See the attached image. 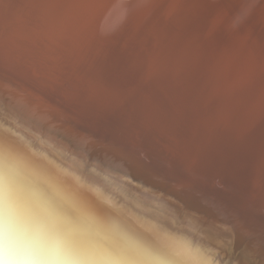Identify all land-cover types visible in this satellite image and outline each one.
Wrapping results in <instances>:
<instances>
[{"label":"bare ground","instance_id":"bare-ground-1","mask_svg":"<svg viewBox=\"0 0 264 264\" xmlns=\"http://www.w3.org/2000/svg\"><path fill=\"white\" fill-rule=\"evenodd\" d=\"M114 9L0 0V180L47 212L74 264H264V76L180 40L128 74L103 39ZM149 65L180 69L202 130Z\"/></svg>","mask_w":264,"mask_h":264},{"label":"rangeland","instance_id":"rangeland-1","mask_svg":"<svg viewBox=\"0 0 264 264\" xmlns=\"http://www.w3.org/2000/svg\"><path fill=\"white\" fill-rule=\"evenodd\" d=\"M255 1L256 0H244V1L243 0H114L115 9H114V11L112 10L113 12H111L107 22L104 25L105 35H104L103 39H104L105 43L108 42L109 44L112 45V47L114 48L115 53L117 55L120 54L121 62L128 69V74H133V73L137 72L138 69H140L141 67L146 66L154 58V56L159 52V50H161V48H163V47L167 48L175 40H178V41L180 40L183 42L184 41H186V42L190 41V43H192L193 45H195L197 47H202L203 49L206 47H210L209 45L212 46V44H209L210 41H212L213 43H216L215 44L216 48L218 50H221L220 52L222 54L227 55L228 53L229 54L232 53V55H234L236 53L235 55H237V56L240 55L238 57L240 60L242 59L241 60V61H243L242 64L243 65L248 64L247 66L245 65V68L247 67L248 70L247 71L244 70V72L245 71L248 72L250 69L255 67V68H253L254 70L252 69V73H254L255 75L264 76V43H263L264 38H262V37H264V22H262L264 20V17H262V15L264 14V12H263L264 10L260 9V7L261 8L264 7L263 6L264 4L262 5V3H264V0H261V1L258 0L259 3H257V2L255 3L258 5V7H257V5L253 6ZM259 4H260V6H259ZM252 7H255V9L259 8V10H255ZM180 8H181V10H180ZM181 11H182V13H181ZM258 12H261V14ZM163 13H165V14H163ZM262 18H263V20H262ZM132 25L134 27H132ZM221 26H223V27H221ZM222 29H223V31H222ZM132 30L134 32H132ZM127 34H129V36ZM212 36H214V37H212ZM217 36L219 37L220 41H219ZM212 38H214V39H212ZM245 40H247V41L245 42ZM259 40H260V43H258ZM234 41L238 42V43H235ZM241 42H243V43H241ZM138 43H139V46L137 45ZM227 43L232 48L229 47V45ZM122 47H123V50H122ZM134 47L138 51L139 50L140 51L136 52ZM144 47H145V49H144ZM226 47H228V48H226ZM124 48L126 51H124ZM139 48H141V49H139ZM142 49H143V51H141ZM227 49L230 51H228ZM241 49H243V50L240 52ZM246 49H248L250 51V53H252V54H248L249 51ZM237 50L240 53L237 52ZM258 50H259V54L256 53V52H258ZM122 52H126V53L129 52V53L127 55H125L126 53L124 54ZM134 53H139V54H135V56H132V55H134ZM137 55L140 58L138 57L137 62H136L135 57ZM147 55H148V57H147ZM122 56H123V58H122ZM142 56H143V58H142ZM144 56H145V59H144ZM132 57H134L135 60ZM244 58H246V59H244ZM248 59H250V60L253 59L252 60L253 62L248 60ZM142 60H144V61H142ZM140 61H142V62H140ZM173 61H174V64L175 63H176V65L178 64V58L175 57ZM250 62H251V64H249ZM255 63H257V64H255ZM139 66H140V68H139ZM158 66L156 67L153 65V67H152V65H149L148 68L151 70L146 71L147 74H145L144 78L147 79V81L150 85L155 86L158 90H162V91L163 90L165 91L166 88L168 89L169 84H170V87H172V89H168L166 91L170 90L169 94L172 93L171 96L174 95L173 97L175 99L178 97L176 101L178 103H181L182 105H185V107L181 108L180 107L181 105L176 104L177 107L181 111L180 112L181 115L183 117L188 116L190 120H187V122L194 125V126H197L196 129L199 130L201 127L197 124L196 120L199 119V117L201 118V115H199V113L202 109L201 110H200V108L198 109L197 105L204 103V106H205V104H206L205 101H203L202 99L201 100L196 99L197 100L196 103L193 102L194 103L193 104L192 102L191 103L189 102L190 104L188 103L189 104L188 105V104H186V102H188V101H186L187 98L186 99L182 98V100H180L179 97L181 98L184 96H188V93H189V90L187 91L186 88L184 87V85H182V86L180 85L181 89H180L179 84L176 85L177 83H179V81H185L186 80L185 76L182 75L180 69H178L177 67H176L177 70L180 72H177L176 68H175V70H174L175 72L172 71V74H174V73L175 74L172 76V74H171L172 68L171 67L170 68L168 67L171 70L165 71L161 67L158 69ZM178 67L181 68L180 66H178ZM166 72H167V74H166ZM176 76L179 77V79H176ZM147 77H149L150 79ZM155 78H156V80H155ZM168 79L171 81H169ZM152 82H153V84H152ZM159 84H160V86H159ZM174 85H176V86H174ZM181 90L182 91L185 90L183 92V94H182ZM177 91H178V93H177ZM174 92L176 95L174 94ZM185 92L187 94L184 95ZM179 93H181L180 95H183V96H180ZM198 96L202 97V94H199ZM261 98L262 99L264 98V93H263V96ZM199 100L201 102H198ZM183 102H185V103H183ZM202 104H201V106L199 105V107H202ZM193 105H196V106H193ZM186 106H188V107H186ZM190 107L193 109H191ZM190 110H191V112H190ZM202 113L204 114V109L202 110ZM203 114H202V116H203ZM218 124H219V126H221L220 123L217 122L216 125H218ZM212 125H213V123H212ZM213 127H214V125H213ZM215 127L219 128L217 126H215ZM200 130H202V129H200ZM219 136H221V135H219ZM228 136H230V134L227 135V137ZM231 137L230 138L228 137L229 138L228 140L233 141V139H231ZM233 143H235V141H233L232 144ZM236 146L238 147V143ZM238 148H240V150L243 151V149H241V146H239ZM243 159L246 160L245 158H243ZM249 162H250V160H249Z\"/></svg>","mask_w":264,"mask_h":264},{"label":"clouds","instance_id":"clouds-1","mask_svg":"<svg viewBox=\"0 0 264 264\" xmlns=\"http://www.w3.org/2000/svg\"><path fill=\"white\" fill-rule=\"evenodd\" d=\"M0 264H74L64 237L38 204L0 180Z\"/></svg>","mask_w":264,"mask_h":264}]
</instances>
